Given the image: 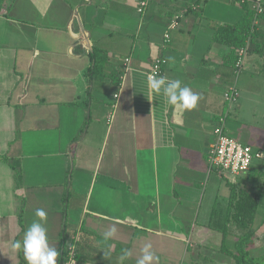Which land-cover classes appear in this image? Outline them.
I'll use <instances>...</instances> for the list:
<instances>
[{
	"label": "crops",
	"instance_id": "crops-1",
	"mask_svg": "<svg viewBox=\"0 0 264 264\" xmlns=\"http://www.w3.org/2000/svg\"><path fill=\"white\" fill-rule=\"evenodd\" d=\"M2 5L0 264H27L23 251L11 245L39 219L37 209L47 213L44 226L60 253L58 264L70 243L78 264H121L124 249L132 255L122 264H136L146 244L158 264H234L224 252L233 247L231 239L228 245L214 225L228 210L229 182L256 195L262 213L264 157L233 176L211 168L209 152L227 114L226 133L264 153V56L248 52L235 76L230 47L213 40L214 25L236 23L242 4ZM256 25L264 32V17ZM95 46L106 60L93 74ZM159 57L167 60L160 76L199 94L195 109L175 110L162 96L147 98V77ZM233 85L240 98L228 104L224 93ZM113 226L115 236L105 241L103 233Z\"/></svg>",
	"mask_w": 264,
	"mask_h": 264
},
{
	"label": "trees",
	"instance_id": "trees-1",
	"mask_svg": "<svg viewBox=\"0 0 264 264\" xmlns=\"http://www.w3.org/2000/svg\"><path fill=\"white\" fill-rule=\"evenodd\" d=\"M238 1L244 8L245 12L243 16L233 24H215L213 36L215 42L230 47L229 63L233 64L234 68L238 58V51L242 47H247V53H258L264 56V32L258 31L256 25V20L258 21V19L264 17V14H257L250 1ZM2 4L3 0H0V12L2 11ZM91 57L93 58L94 65L90 67V72L93 74L101 72L106 60V58L102 59L101 50L95 46L91 52ZM229 183L231 185V195L228 201V210L222 216L224 220L221 223L213 224L219 228L226 240L230 232V221L234 222L237 229L236 232L230 235L232 236L233 247L227 246L224 252L232 257L234 264H264V254L255 256L250 252V246L255 243L257 238L254 223L258 217L259 199L256 195H252L246 191H237L235 184ZM21 184V171L17 169V189L21 187ZM19 220L23 227V208L20 210ZM62 264H65V258L62 260Z\"/></svg>",
	"mask_w": 264,
	"mask_h": 264
},
{
	"label": "clouds",
	"instance_id": "clouds-1",
	"mask_svg": "<svg viewBox=\"0 0 264 264\" xmlns=\"http://www.w3.org/2000/svg\"><path fill=\"white\" fill-rule=\"evenodd\" d=\"M147 98L151 101L154 96H162L165 104L173 107L175 110H192L198 105L199 94L194 93L190 87L182 86L179 79H168L165 76L149 75L147 77ZM34 220L25 230L22 240L14 241L11 245L14 251L22 250L27 264H58L60 253L55 247L50 246L47 229L44 223L47 220V213L43 209H37ZM138 226V225H133ZM117 232L113 226L103 233V239L108 241L112 239ZM142 256L136 261V264H153L159 261V257L152 251V245L146 244L141 249ZM108 255V252H105ZM132 253L124 249L119 256L122 262L131 257Z\"/></svg>",
	"mask_w": 264,
	"mask_h": 264
},
{
	"label": "built area",
	"instance_id": "built-area-1",
	"mask_svg": "<svg viewBox=\"0 0 264 264\" xmlns=\"http://www.w3.org/2000/svg\"><path fill=\"white\" fill-rule=\"evenodd\" d=\"M245 0H242V2ZM252 3L257 14H264V0H248ZM146 1L142 2L145 5ZM141 10V9H140ZM257 21V20H256ZM168 37L169 34H166ZM247 47H242L238 51V58L235 63L234 73L239 76L244 64V57ZM129 61V58L126 59ZM167 60L164 57L157 58L152 66L149 75L160 76L162 67ZM240 98V91L236 85L230 86L224 93V99L228 104H235ZM227 116V114H226ZM226 116L220 118V124L215 128L216 140L209 152V163L211 168L218 169L220 172H228L236 176L247 172L255 159L263 158L261 150L254 149L251 145L242 143L229 136L224 127ZM65 264H78L75 255V244H68L64 252Z\"/></svg>",
	"mask_w": 264,
	"mask_h": 264
},
{
	"label": "rangeland",
	"instance_id": "rangeland-1",
	"mask_svg": "<svg viewBox=\"0 0 264 264\" xmlns=\"http://www.w3.org/2000/svg\"><path fill=\"white\" fill-rule=\"evenodd\" d=\"M238 139L241 140V141L244 140L241 137L238 138ZM257 160H259V159H257ZM255 161H256V159L253 161V164L255 163ZM255 171L256 170L254 169V172ZM225 173L229 174L228 172H225ZM255 177H259V176H255ZM260 179H261V181H264V175L260 176ZM228 185H229V187L231 189L230 183H228ZM224 186L226 187L225 184H224ZM228 191H229V189H228ZM263 202H264V200H263ZM223 220H224V218H222L221 221H223ZM230 224H231V227H230V230H229L230 232L227 235V244L228 245H230L231 244L230 242L232 241V240L231 241L229 240V239H232V236H230V235L233 234L234 232H236V230H237L233 221H230ZM254 228H255V230L257 232V238H256L255 243L250 246V252H251L252 255L257 256V255L264 254V210L262 211V213L258 214V217H257V219H256V221L254 223ZM196 233H197V231H196Z\"/></svg>",
	"mask_w": 264,
	"mask_h": 264
}]
</instances>
